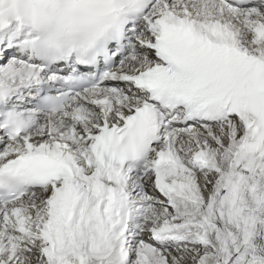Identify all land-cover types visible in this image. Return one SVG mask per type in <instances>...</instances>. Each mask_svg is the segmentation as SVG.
<instances>
[{"label":"snow or ice","instance_id":"6c2138e0","mask_svg":"<svg viewBox=\"0 0 264 264\" xmlns=\"http://www.w3.org/2000/svg\"><path fill=\"white\" fill-rule=\"evenodd\" d=\"M0 264H264V0H0Z\"/></svg>","mask_w":264,"mask_h":264}]
</instances>
